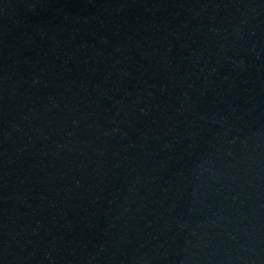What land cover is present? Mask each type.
Returning a JSON list of instances; mask_svg holds the SVG:
<instances>
[{
  "label": "water",
  "instance_id": "95a60500",
  "mask_svg": "<svg viewBox=\"0 0 264 264\" xmlns=\"http://www.w3.org/2000/svg\"><path fill=\"white\" fill-rule=\"evenodd\" d=\"M0 264H264V0H0Z\"/></svg>",
  "mask_w": 264,
  "mask_h": 264
}]
</instances>
